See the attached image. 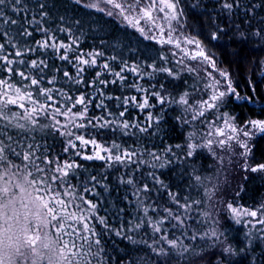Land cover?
I'll use <instances>...</instances> for the list:
<instances>
[{
    "label": "snow or ice",
    "instance_id": "1",
    "mask_svg": "<svg viewBox=\"0 0 264 264\" xmlns=\"http://www.w3.org/2000/svg\"><path fill=\"white\" fill-rule=\"evenodd\" d=\"M257 42L264 0H0V264H264V202L220 179L264 177Z\"/></svg>",
    "mask_w": 264,
    "mask_h": 264
},
{
    "label": "trees",
    "instance_id": "2",
    "mask_svg": "<svg viewBox=\"0 0 264 264\" xmlns=\"http://www.w3.org/2000/svg\"><path fill=\"white\" fill-rule=\"evenodd\" d=\"M49 6L51 8V10L53 11V13H61L64 14V4H65V0H48ZM68 15H71V13L69 12ZM201 19H204V17H201ZM258 20V18H257ZM257 21H253V24H256ZM132 30H129V33H131ZM100 35H103V33H100ZM119 38L124 42L127 43L129 40L132 41V48L130 49V51L133 54H136V37L132 36L131 34H129L127 36V38L125 39L124 35L118 34ZM138 35V34H137ZM39 38V37H37ZM98 43V41H97ZM86 47L84 48V51L87 52L88 51V45L92 44V40L91 39H87L85 41ZM142 47V46H141ZM264 47V45L257 43H253L251 45L247 46V50L249 51V53L251 54V57L253 60L255 59L256 55L258 53H260L261 48ZM232 49L229 48V52H231ZM125 55H128V51L125 52ZM94 75V73H93ZM91 77H89L90 79ZM131 78V77H130ZM17 80H19V77L16 78ZM257 80H260L261 77H259V74H257L256 77ZM242 92L244 91L243 86L240 89ZM249 93L251 92V89L247 90ZM258 94L255 96V99L257 100H261L262 102H264V95H261V93H264V84H261L258 88ZM135 94V93H133ZM237 112H239L241 115L244 114H249V115H253L254 118H259L260 117V113L258 112V105H253V104H245V105H240L237 107L236 109ZM143 117H141L142 119ZM87 151L90 153L91 152V146H89V148L87 149ZM264 153V135H259L253 142V146H252V154L253 156L259 160L261 157V154ZM77 160H79V158H77ZM202 164L205 168L208 167V165L212 162L210 157L207 159H202ZM260 162H264V160L260 161ZM82 163L87 164L90 168H92L94 165H100L103 162L101 161H82ZM96 169H94L95 171ZM249 179L248 180H244V177H242L236 187H234L235 189L233 190V193L235 190H238L241 186L245 187V191L241 192V196L243 197L242 200H238V203L241 205H245V206H257L264 198V177H262L259 174H252L249 173ZM111 179V177H110ZM102 191V190H101ZM118 193L113 189L111 192V202L112 203H118L116 198H117ZM119 195H122V193H120ZM104 200L106 201V203L104 205H102V207H109L110 204L107 203L108 201V197H104ZM255 202V203H254ZM103 214V213H101ZM226 225L230 226V227H235V228H241L242 226H235L232 225L231 221L226 220L225 221ZM242 235V232L237 234V236ZM241 246H243L241 244Z\"/></svg>",
    "mask_w": 264,
    "mask_h": 264
},
{
    "label": "rangeland",
    "instance_id": "3",
    "mask_svg": "<svg viewBox=\"0 0 264 264\" xmlns=\"http://www.w3.org/2000/svg\"><path fill=\"white\" fill-rule=\"evenodd\" d=\"M131 30V29H129ZM259 136V135H258ZM257 136V137H258ZM255 137L254 140L257 138ZM254 140L252 141V146H253V142ZM211 159V158H210ZM212 161V160H211ZM212 163V162H211ZM224 169L225 171H222L220 173V179L221 181H224L225 178L227 179V188H228V191L229 192H232L233 193V190L235 189L234 187H236L238 181L244 177V173L237 169V170H233L232 167L228 164V161H227V157L225 158V163H224ZM229 199H231V197H229ZM238 202V201H237ZM261 202H264V198ZM260 202V203H261ZM242 226V225H241ZM243 227V226H242Z\"/></svg>",
    "mask_w": 264,
    "mask_h": 264
},
{
    "label": "clouds",
    "instance_id": "4",
    "mask_svg": "<svg viewBox=\"0 0 264 264\" xmlns=\"http://www.w3.org/2000/svg\"><path fill=\"white\" fill-rule=\"evenodd\" d=\"M48 255L52 259V264H57V260H58V248L55 245H53V248L49 251Z\"/></svg>",
    "mask_w": 264,
    "mask_h": 264
}]
</instances>
